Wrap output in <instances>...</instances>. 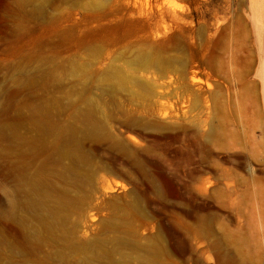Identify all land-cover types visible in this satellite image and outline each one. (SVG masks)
I'll list each match as a JSON object with an SVG mask.
<instances>
[{
	"label": "rangeland",
	"instance_id": "obj_1",
	"mask_svg": "<svg viewBox=\"0 0 264 264\" xmlns=\"http://www.w3.org/2000/svg\"><path fill=\"white\" fill-rule=\"evenodd\" d=\"M0 124L31 138L11 156L0 139V238L21 241L1 213L22 149L38 212L64 203L73 245L128 253L114 226L161 223L187 260L169 247L151 264H264V0H0ZM66 127L74 163L55 149ZM188 211L209 219V240L184 234ZM38 250L26 258L60 263L44 256L58 244Z\"/></svg>",
	"mask_w": 264,
	"mask_h": 264
},
{
	"label": "bare ground",
	"instance_id": "obj_2",
	"mask_svg": "<svg viewBox=\"0 0 264 264\" xmlns=\"http://www.w3.org/2000/svg\"><path fill=\"white\" fill-rule=\"evenodd\" d=\"M60 129L61 138L60 142L55 145L56 151L60 156L70 158L72 163L77 162L78 156L75 153V149L72 147V143L76 142L75 129L72 127ZM5 131L6 126L0 124V139L6 141L4 146V155L11 156L13 153V148H16V145L17 147L19 146L18 148L20 149V142L25 143L31 140L29 137V131H26L21 135H16L13 130L10 131V133L7 131L6 133ZM24 154L25 153H23L21 149L20 153L18 152V154H16L15 160L11 161L10 158L6 159V162L12 166L15 172H17L14 174L16 186L13 191L8 193L5 199L1 197V199L6 201V209L1 214L17 223V226L10 225V230H12L15 235L21 238V241L18 242L20 244L9 240H4L3 237L0 238V244H5V248L0 247V257L3 255L11 257L9 262L6 264H45L42 263L36 256L32 257L31 259L26 258L28 255H36L39 252L38 246L43 241V237L46 240L52 242V244H58V252L55 253L53 250H48L44 253L46 258H55L57 261L59 260L60 263L58 264H68L70 252L81 255L75 264H92V262L105 264L102 263L104 255L110 258V262L108 264H125L123 263V260L127 259L126 257L134 260L135 264H151L152 258H154L156 253L163 252V254H167L169 247L176 249L180 255V258H184V261L187 260L185 256L188 250L185 240L182 237V233L180 234L179 230L173 229L171 226L163 225L161 223H159L157 226L156 232H153V234L149 235H140L137 231L129 228L127 226V222L124 221L121 222L120 226H114L113 229L116 230L118 234L115 235L113 241H115L119 248L128 247V253L118 251L117 249L95 251L88 248L86 243L73 245L72 241L70 240L72 231L67 227V218L65 215L58 214L61 209H64V203L52 202V204L49 205L51 212L54 215V217H52L53 219H50L46 215H42L38 212L36 207L37 205L34 203V196L36 193H40L39 190L42 187L40 185L41 176L40 172H33L30 174L26 173L28 165L31 162L26 163L23 160ZM21 180L23 182H21ZM40 191L42 198L44 199L45 195L42 193V190ZM21 192L25 194L27 199L24 204L19 202L18 199V194ZM28 211H30L33 215V223H29L23 215ZM191 212L193 211L189 212L190 216L192 217L191 223L183 220V225H181V229L185 230L184 234L189 237V233L191 232L197 236L199 235L198 238L202 237L209 240L213 234L211 222H207L209 219L206 220L205 216L203 217L202 215L197 214L193 215ZM52 213L51 216H53ZM221 229L224 231L223 228ZM43 231L46 233V235L43 233ZM41 234H43V236H41ZM127 236L133 237L129 238ZM165 237L169 242L165 240ZM31 238L36 240L37 249L28 248L27 242ZM116 253H119L121 256L120 258L123 260L119 261L113 259V256ZM50 263L54 264L52 262ZM0 264L4 263L0 260Z\"/></svg>",
	"mask_w": 264,
	"mask_h": 264
}]
</instances>
